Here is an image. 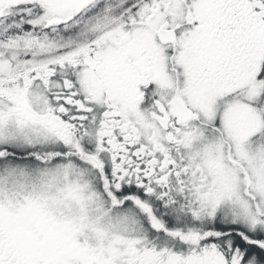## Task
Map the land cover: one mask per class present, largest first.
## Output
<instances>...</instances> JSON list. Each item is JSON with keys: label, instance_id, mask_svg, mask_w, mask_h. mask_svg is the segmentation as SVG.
<instances>
[{"label": "snow or ice", "instance_id": "snow-or-ice-1", "mask_svg": "<svg viewBox=\"0 0 264 264\" xmlns=\"http://www.w3.org/2000/svg\"><path fill=\"white\" fill-rule=\"evenodd\" d=\"M0 264H264V0H0Z\"/></svg>", "mask_w": 264, "mask_h": 264}]
</instances>
